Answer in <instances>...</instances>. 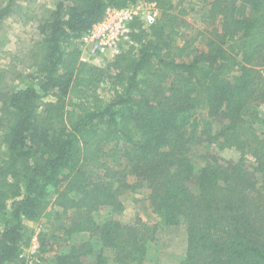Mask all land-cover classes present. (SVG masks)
Masks as SVG:
<instances>
[{
  "label": "trees",
  "instance_id": "trees-1",
  "mask_svg": "<svg viewBox=\"0 0 264 264\" xmlns=\"http://www.w3.org/2000/svg\"><path fill=\"white\" fill-rule=\"evenodd\" d=\"M34 1L0 0V25L38 19L39 33L0 66V264L25 263L40 219L45 264H109L106 248L142 264L174 226L188 233L180 264H264V0H149L159 17L102 63L81 60L80 40L107 8L147 0H54L40 19ZM198 6L204 26L185 38ZM127 191L160 222L98 217L122 212ZM73 233L102 248L54 247Z\"/></svg>",
  "mask_w": 264,
  "mask_h": 264
},
{
  "label": "rangeland",
  "instance_id": "rangeland-1",
  "mask_svg": "<svg viewBox=\"0 0 264 264\" xmlns=\"http://www.w3.org/2000/svg\"><path fill=\"white\" fill-rule=\"evenodd\" d=\"M18 1H29V0H18ZM54 5V0H35L32 4L33 8L37 9L39 19L43 16H48L50 10H52ZM202 6H198L195 12L191 13L186 17L188 21V26L185 28L184 37L188 39H193L197 36L198 32L203 28V22L200 18L202 14ZM38 21V19H37ZM37 21H32L29 23H24L21 19L11 16L4 19L0 25V36L1 41H6L4 45L0 44V66L11 67L15 64L11 61V54L19 53L22 55L29 48V45L34 39L38 38V30L36 23ZM149 27V25H147ZM6 36V38H5ZM102 59L96 58L94 63H102ZM20 70H27L20 65ZM29 72V71H28ZM12 84L15 86L17 84L23 85L20 78L12 79ZM212 151L216 153L223 161L226 162H237L241 156L240 152L235 149H221L217 143H214L211 147ZM205 148H201L204 152ZM198 153V152H197ZM193 153L192 156L195 158L196 167H200L201 158L199 154ZM193 158V159H194ZM125 204V209L122 212L111 213L110 211H99L97 214L100 219L107 218H118L122 222H131L135 217L139 216L144 221L147 222H160V216L156 213L151 212L148 208V202L144 199L143 195L132 194L127 191L121 195L120 198ZM50 226L51 223L49 222ZM28 229H35L37 227L42 228V231L46 228L44 221L40 219L39 221H27ZM160 237L155 242H150L148 248L143 257L142 264H180L186 256L187 246H188V233L181 226L174 227H163V231L160 232ZM90 241L94 249L99 250L102 248V243L97 236H92L90 233H73L71 235H58L55 239L54 247L66 248L71 244H77L83 241ZM106 255L109 257V264H121L116 262L114 258L113 251L106 248ZM38 264H45L42 260Z\"/></svg>",
  "mask_w": 264,
  "mask_h": 264
},
{
  "label": "built area",
  "instance_id": "built-area-1",
  "mask_svg": "<svg viewBox=\"0 0 264 264\" xmlns=\"http://www.w3.org/2000/svg\"><path fill=\"white\" fill-rule=\"evenodd\" d=\"M160 14L161 9L158 4L149 0L107 8L104 17L96 22L80 40L81 60L94 63L100 56L113 58L127 43H133L130 34L133 31L134 22L138 21L147 27ZM41 232L40 227L34 229L30 243L22 253V256H26L24 264H36L41 261Z\"/></svg>",
  "mask_w": 264,
  "mask_h": 264
}]
</instances>
